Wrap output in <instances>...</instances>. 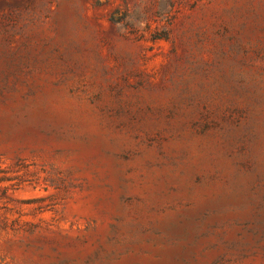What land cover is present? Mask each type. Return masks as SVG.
Listing matches in <instances>:
<instances>
[{"label":"rangeland","instance_id":"1","mask_svg":"<svg viewBox=\"0 0 264 264\" xmlns=\"http://www.w3.org/2000/svg\"><path fill=\"white\" fill-rule=\"evenodd\" d=\"M0 264H264V0H0Z\"/></svg>","mask_w":264,"mask_h":264}]
</instances>
